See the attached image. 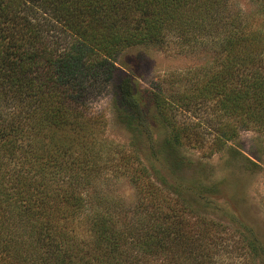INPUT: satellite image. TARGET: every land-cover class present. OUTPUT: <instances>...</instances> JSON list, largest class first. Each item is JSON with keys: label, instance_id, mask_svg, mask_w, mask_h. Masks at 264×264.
I'll return each mask as SVG.
<instances>
[{"label": "trees", "instance_id": "obj_1", "mask_svg": "<svg viewBox=\"0 0 264 264\" xmlns=\"http://www.w3.org/2000/svg\"><path fill=\"white\" fill-rule=\"evenodd\" d=\"M228 1L0 0V264H129L121 252L125 234L107 217L119 205L94 188L90 168L98 159L73 162L63 154L68 135L60 134L68 129L82 137L92 101L114 83L116 114L128 130H146L151 106L171 127L174 146H183V133L193 135L191 125L174 118L195 103L192 95L142 90L129 73L120 75L118 58L130 48L163 46L169 33L212 37L223 63L198 95L215 99L233 120L217 122L213 148L224 149L243 129L264 133V29L247 31L252 22L230 16ZM222 22L220 39L212 30ZM149 159L160 171L159 155ZM148 186L156 203L158 190ZM171 188L183 199L194 190L181 180ZM88 207L89 224L79 217ZM150 219L140 214L146 246L153 231L158 244L170 237L164 215L158 224ZM251 236L264 264L263 248Z\"/></svg>", "mask_w": 264, "mask_h": 264}, {"label": "rangeland", "instance_id": "obj_2", "mask_svg": "<svg viewBox=\"0 0 264 264\" xmlns=\"http://www.w3.org/2000/svg\"><path fill=\"white\" fill-rule=\"evenodd\" d=\"M228 2L230 16L239 13L252 22L247 31L264 29V0ZM224 23L212 30L220 39ZM234 26L239 33L238 24ZM200 35L169 33L163 46L130 48L117 61L120 75L129 73L142 90L192 95L191 108L174 116L179 125H191L188 133L193 135L182 134L183 146H174L171 127L156 118L151 106L146 108V130H128L116 114L114 83L92 101L88 124L80 127L86 128L82 137L68 129L60 134L68 135L70 150L63 154L77 159L73 162H89L94 155L98 159L90 168L98 180L94 188L107 202L119 205L107 217L117 233L125 234L121 252L129 264H262L251 235L264 251V133L243 129L224 149L213 148L217 122L233 120L220 112L215 99L198 95L199 86L224 58L212 37ZM150 155H159L160 171L150 164ZM180 180L194 188L186 202L171 188ZM150 181L158 190L156 203L149 199ZM196 190L206 196H193ZM91 210L79 216L87 224ZM139 213L150 216L152 224L164 215L170 237L158 244L153 231L155 238L146 246Z\"/></svg>", "mask_w": 264, "mask_h": 264}]
</instances>
